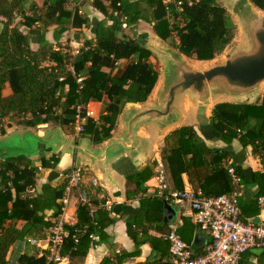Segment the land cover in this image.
Instances as JSON below:
<instances>
[{"label": "trees", "instance_id": "trees-1", "mask_svg": "<svg viewBox=\"0 0 264 264\" xmlns=\"http://www.w3.org/2000/svg\"><path fill=\"white\" fill-rule=\"evenodd\" d=\"M109 1V6L97 0L94 4L111 23L106 19L100 21L95 39L85 43L95 46L74 56L63 48L55 49L44 38L46 32L56 25L59 34L68 30L70 22L73 27L90 25L78 10L73 12L66 8L68 0H43L42 7L36 0H0V135L6 133L5 117H19L16 123L35 127L48 123L62 125L68 133H74L78 101L85 104L103 101L107 95L109 100L99 124L89 119L83 135L89 136L95 144L110 138L125 104L146 101L160 74L152 53L136 38L124 33L126 28L135 27L141 21L153 24L155 32L164 41L197 60L214 59L235 36V26L218 0H181L184 4L181 11L176 6L179 0L167 3L164 0ZM189 1L193 3L191 6ZM252 1L264 11V0ZM17 16H21L22 23L28 26V33H23L15 23ZM31 34L40 38L38 50L31 48ZM121 59L128 61L124 67L116 69V62ZM69 64L77 73L87 76L82 90H78L68 71ZM61 77H64L62 81ZM6 84L12 90L9 95H4ZM66 85L69 86L67 93L64 90ZM56 108L63 110L57 113ZM212 117L214 131L206 138L213 139L211 136L219 133L226 144L237 139L242 146H251L254 156L259 158L261 168L252 174L258 186L256 195L245 204L240 203L244 216L257 215V198L264 194V100L259 105L218 103ZM160 155L167 162L177 189L185 187L182 174L187 173L189 184L201 188L206 195L217 196L231 190L226 170L228 165L223 164V159L230 153L208 146L193 125H183L170 132ZM58 161L56 155L48 159L43 157L41 166L55 169ZM234 166L245 180L243 168L237 164ZM153 168L152 161L128 178L134 182L135 188L126 191V198H133L144 193L147 186L155 185ZM39 170L23 154L0 158V264H47V252L35 259L17 256L30 237L41 235L53 225V221L46 217V210H54V216L60 212L59 200L63 196L65 182L57 186L47 182L38 187ZM166 204L169 203L159 197L141 199V209L148 213V220L157 224L162 233L169 225L164 217ZM109 214L110 211L99 207L91 215L87 206L79 205L78 220L67 226L69 235L61 254L86 256L92 237L98 235L104 239L106 227L114 222ZM18 221L25 224L17 228L15 223ZM127 226L137 249L124 253V256L139 254V247L149 243L160 253L157 264H170L169 261H161L169 255V243L162 234L150 235L136 219L128 220ZM178 232L189 243L180 229ZM201 251V248L197 249L198 253ZM251 256L257 257L255 264H264V248L249 249L242 255L240 264H253Z\"/></svg>", "mask_w": 264, "mask_h": 264}, {"label": "water", "instance_id": "water-1", "mask_svg": "<svg viewBox=\"0 0 264 264\" xmlns=\"http://www.w3.org/2000/svg\"><path fill=\"white\" fill-rule=\"evenodd\" d=\"M224 4L237 23L238 34L219 58L218 54L212 60L191 59L169 46L157 33L152 37L147 33L137 36L140 44L158 57L160 74L146 101L125 104L117 120L119 130L110 138L95 145L88 136H67L60 126L28 131L22 144L24 150L6 157L60 153L69 159L68 170L73 166L90 167L99 186L111 189L118 187L120 179L146 166L167 135L181 127L189 111L193 112L201 133L208 136L214 123L210 114L214 105L261 104L264 11L252 0H224ZM165 208L173 210L170 204Z\"/></svg>", "mask_w": 264, "mask_h": 264}, {"label": "crops", "instance_id": "crops-1", "mask_svg": "<svg viewBox=\"0 0 264 264\" xmlns=\"http://www.w3.org/2000/svg\"><path fill=\"white\" fill-rule=\"evenodd\" d=\"M95 0H68L66 3V8L75 12L78 10L79 13H82L89 21L90 25H82L81 27H73L71 22L68 24V30L59 34L58 27L53 26L48 32H46L44 38L46 42L53 45L55 49L63 48L66 51H71L73 48L85 44L88 40L95 39L97 25L102 20H108V23H111V20L100 10L95 4ZM101 2L104 6H109V0H97ZM170 0H164L167 3ZM219 3L226 9L228 16L231 18V14L227 7L224 4V0H218ZM39 7H42L43 0H36ZM232 20V18H231ZM235 19H233L234 21ZM22 17L17 16L16 24L23 33H28L29 28L27 25L22 23ZM236 24V22L234 21ZM125 35L137 38L139 34L147 33L152 37L156 32L154 30L153 24L141 21L139 25L135 27H129L124 30ZM31 48L33 50H38L41 46L40 38L37 35L30 36ZM153 55V54H152ZM155 57V55H153ZM127 59H121L116 62V69L122 68L126 65ZM90 65V63H88ZM65 93L69 90V86H65ZM12 93V90L9 84L4 86V95H9ZM64 100V98H63ZM107 95L104 96L103 101H91L89 106L96 110L101 116L105 113L104 108L108 102ZM215 105L213 106L214 109ZM63 108H56L57 113H61ZM210 114H213V110ZM10 117H5L3 119V125L6 133L4 134V157L10 153L18 152L24 150L22 144L24 145L25 133L28 131H43L46 128H53L56 126L62 127L64 133L67 136H74V133H68L62 125L53 124L51 127H46L47 124L41 126H28L24 124L14 123ZM13 126L10 128L9 124ZM49 124V123H48ZM183 125H193L197 132L205 139L208 146L215 148L216 151H224L230 153V155L223 159L225 165H240L244 171V185L242 188L240 203L250 201L255 197L257 192V185L254 183V178L252 174L261 168V163L258 156H254L251 146H242L240 142L235 139L231 144H226L220 138V134L217 133L212 135L210 138H206L200 131L198 124L195 122V118L192 111L187 113ZM43 127V129H42ZM46 127V128H45ZM120 124L117 121V126L112 134H115L119 130ZM180 128V127H179ZM178 129V128H177ZM211 130V134L213 132ZM172 132V131H171ZM210 134V135H211ZM85 136V135H81ZM89 137V136H88ZM166 142V140H165ZM95 144V143H94ZM96 145V144H95ZM163 145H159L158 149L155 151V156H152L150 164L152 161L154 163V173L155 166L157 161L161 160L166 169L167 178L172 187L175 188V184L168 168L167 162L161 157L160 151L164 148ZM22 148V149H21ZM54 155L53 153H43L40 155L33 154L29 155L28 158L31 159V164L33 166L39 167V175L37 178V186H41L44 183L50 182L53 186L62 185L65 182V174L68 170L69 159L68 157H61L60 153L56 154L59 159V163L55 169L44 168L41 166V159L45 157L46 159ZM2 158V157H1ZM147 164V165H148ZM146 165V166H147ZM87 169L86 176L84 178V183L82 188L87 190L94 201H99V195L103 194L107 198H111L114 201V206L110 211L109 216L114 219V222L109 224L105 229V238L100 239L98 235L92 237L91 245L86 256H65L66 259L61 264H157L156 261L160 259V253L153 250V247L149 243H145L139 247L140 253L134 256H124V253H130L137 249L134 242L133 236L128 230L127 221L136 219L137 222L144 225V228L148 231L150 235L161 236V234L175 229L178 232V229L181 230L183 235L189 239V244H191L194 250L197 252L198 248L201 250L207 246L210 242L209 235L201 231L197 224L194 221L192 211L187 207H179L177 205L170 204L173 208L172 211L166 210L165 219L169 225L164 228V232L159 230L156 227L157 224L151 223L148 220V213L144 212L141 209V199L144 197H157L156 192V179L154 181V186H147L146 191L141 193L133 198H126V191L132 190L135 188V184L132 181H129L128 178L133 176H128L126 178L119 180L118 187H111V189H105L99 186V184H94L93 180H96L95 173L91 170L90 167L84 166ZM145 167V166H144ZM143 167V168H144ZM67 168V170H65ZM135 175V174H134ZM182 181L184 186L189 183L187 173L182 174ZM113 191H118L117 193H112ZM101 196V195H100ZM158 198V197H157ZM46 217L53 221L54 219V210H46ZM68 215L71 216V225L75 224L78 220L77 218V200L74 199L69 207ZM25 224L24 221H18L15 223L17 228H21ZM139 226V225H137ZM136 228V226H134ZM134 228V229H135ZM50 228L44 230L35 237H30L24 244L22 252L17 254V256L25 257V259H35L41 257L45 251L39 246L30 242V240H44L48 237ZM179 233V232H178ZM200 236V237H199ZM199 237V238H198ZM186 242V241H185ZM188 243V242H187ZM12 248L8 254V257L11 255ZM162 262L169 261L171 262L170 254L168 257L161 260ZM250 261L255 264L257 262V257L251 256Z\"/></svg>", "mask_w": 264, "mask_h": 264}, {"label": "built area", "instance_id": "built-area-1", "mask_svg": "<svg viewBox=\"0 0 264 264\" xmlns=\"http://www.w3.org/2000/svg\"><path fill=\"white\" fill-rule=\"evenodd\" d=\"M192 4V1L188 2L189 6ZM176 6L181 11L184 4L179 0L176 1ZM94 46V44L92 46L83 44L70 52L76 56ZM68 71L75 79L78 90H82L87 76L77 73L72 64L68 65ZM63 79L64 77L60 78L61 81ZM89 119L97 124L100 122L98 112L91 108L89 103L85 104L79 100L73 123L76 137L85 132ZM226 170L230 177L231 190L225 194L209 196L201 188H194L189 183L183 189L172 187L164 163L161 160L157 161L156 196L169 204L189 208L199 229L210 237V242L198 253L175 229L163 233V239L169 243L170 264H240L242 255L249 249L264 248V194L257 198L259 213L254 216H244L240 206L243 177L234 165H228ZM86 172L84 166H73L66 172L64 192L59 200L60 212L54 216L48 237L44 242L30 240L47 252V264H61L66 259L61 254V250L69 235L67 226L71 225V216L68 215V210L74 199L77 200V208L79 205L87 206L91 215L99 207L111 211L114 206V201L103 194H100L99 201L95 202L91 194L82 188ZM93 182L98 183L97 180ZM74 238L77 241V237Z\"/></svg>", "mask_w": 264, "mask_h": 264}, {"label": "rangeland", "instance_id": "rangeland-1", "mask_svg": "<svg viewBox=\"0 0 264 264\" xmlns=\"http://www.w3.org/2000/svg\"><path fill=\"white\" fill-rule=\"evenodd\" d=\"M231 15V18H232V20H231V18H230V20L233 22V24H234V26H235V37H236V34H238V29H236V27H238L237 26V23L235 24L234 23V21H233V19H234V17H233V15H232V13H230ZM166 43H168L167 41H166ZM168 45L169 46H171V47H174L172 44H170V43H168ZM174 48H176V47H174ZM177 49V48H176ZM221 55L219 54L216 58H219ZM155 59V61L157 62V64H156V66H158V68H159V70H160V68H161V64H160V62H159V59H158V57L155 55V57H154ZM192 59V58H191ZM190 59V60H191ZM20 118L19 117H15V119H13L12 121L15 123L17 120H19ZM53 124H51V123H49V124H47L46 125V127H51ZM13 126V123L12 124H9V127L11 128ZM45 127V128H46ZM42 129H43V127H42ZM75 136V135H74ZM76 137V136H75ZM153 156H155V152H154V154H153ZM1 157H4V135H0V158ZM51 157V156H50Z\"/></svg>", "mask_w": 264, "mask_h": 264}]
</instances>
